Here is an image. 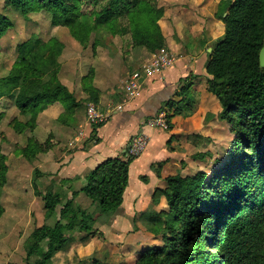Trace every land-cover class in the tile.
<instances>
[{
	"label": "rangeland",
	"instance_id": "rangeland-1",
	"mask_svg": "<svg viewBox=\"0 0 264 264\" xmlns=\"http://www.w3.org/2000/svg\"><path fill=\"white\" fill-rule=\"evenodd\" d=\"M221 1L159 0L164 10L160 20L166 40L163 49L130 51L125 38L106 34L102 39L106 46H99L95 54L90 44L84 48L68 28L55 24L52 13L23 14L0 0V13L13 22L0 40V78L10 73L20 44L34 36L57 39L65 44L59 78L80 104L72 114L60 103L50 105L38 115L33 132L20 134L15 122L26 124L31 116L20 113L14 96L0 99V148L9 158L7 183L0 190V264H33L36 259L26 260L27 240L35 229L52 226L59 218L61 207L47 219L34 182L44 194L48 189L58 190L63 180L81 178L63 186L71 199L89 173L82 168L77 174L79 170L69 165L78 151L89 156L102 141L120 142L131 132L121 149L124 154L115 156L141 164L131 168L129 198L126 194L118 211L101 213L84 194L74 198L75 209L91 215L92 229L58 251L51 264H133L144 250L166 246V221L171 214L165 198L166 179L210 174L235 138L222 119L220 102L207 91L209 54L225 32V23L213 12ZM171 68H178L175 85L182 78L191 84L189 99L174 95L170 113L164 102L163 112L156 113L154 120L147 119L155 85L165 80ZM92 70V90L87 92L84 81ZM128 118L132 120L129 127ZM30 137L46 147L31 159L21 153ZM36 171L42 176L36 177ZM151 219L161 221L159 231Z\"/></svg>",
	"mask_w": 264,
	"mask_h": 264
},
{
	"label": "trees",
	"instance_id": "trees-1",
	"mask_svg": "<svg viewBox=\"0 0 264 264\" xmlns=\"http://www.w3.org/2000/svg\"><path fill=\"white\" fill-rule=\"evenodd\" d=\"M5 1L7 8L23 14L52 13L55 24L68 28L84 48L90 44L95 54L99 46H106L102 42L106 34L125 38L130 51L144 48L155 53L165 47L159 0ZM216 14L225 23V32L209 54L207 91L219 100L222 119L235 135L232 148L210 174L166 179L165 198L171 213L166 221V246L144 250L133 264H264V67L260 59L264 0H222ZM12 25L11 18L0 13V40ZM64 50L65 44L57 39L34 36L18 46L10 73L0 78V99L14 96L20 113L31 116L26 124L15 122L20 134L33 132L38 115L50 105L60 103L68 114L79 107L74 93L59 78ZM93 75L94 70L85 77L87 92L92 90ZM190 85L187 78L180 79L174 95L189 99ZM164 106L170 113L173 99ZM45 149L30 137L21 153L31 159ZM8 162L0 148V190L7 183ZM132 162L113 157L100 163L84 176V186L71 199L63 186L81 178L63 180L58 190L44 194L35 181V194L43 198L47 219L61 209L54 225L33 231L25 247L26 260L51 264L54 255L78 234L91 231V215L74 207L79 194L100 213L118 211L125 202ZM40 176L36 171V177ZM149 222L161 229L159 219Z\"/></svg>",
	"mask_w": 264,
	"mask_h": 264
},
{
	"label": "crops",
	"instance_id": "crops-1",
	"mask_svg": "<svg viewBox=\"0 0 264 264\" xmlns=\"http://www.w3.org/2000/svg\"><path fill=\"white\" fill-rule=\"evenodd\" d=\"M218 6H219V3L215 5V9H213V12H217ZM177 75H178V68H171L165 73L164 75L165 80L162 82L161 81L158 82L156 84L157 86L155 85V88H154L155 90H153V92L155 93L151 94L152 96L149 100L150 106L146 108V113H147L146 118L147 119L154 117L155 114L161 110L162 104L174 97V93L178 87V85L177 84L175 85L174 83ZM152 89L153 88H151V90ZM153 100H155L154 103H153ZM128 119L130 122L126 124L127 127H129L132 121L130 118ZM131 136H132V132L131 134L129 133L127 138H130ZM111 137H114V135ZM127 138H125L126 140L123 139L122 141L120 142L118 141L116 143L112 141L110 142V139L108 140V142L102 141L100 145L96 146L94 150H92L89 156H86V154L83 151H78V153L74 156L76 158L75 161L69 165H71V167H76L79 170V173L77 174L81 173L82 168H86L85 171L83 172L88 173L92 171L98 164L104 162L108 158H111V157L113 158L115 156H118L119 154H124L123 153L124 151L123 150L121 151V149H123L125 145V141L128 140ZM160 138L162 137H159V139ZM78 158H80V160ZM140 165L141 164H139V162L136 164L132 162L130 165V172H131L132 167L135 168V166H140ZM130 177H131V173H130ZM131 187H132V184L129 188V191ZM129 191L127 190L126 191L127 193H125V195L126 194L128 195V198H129Z\"/></svg>",
	"mask_w": 264,
	"mask_h": 264
},
{
	"label": "water",
	"instance_id": "water-1",
	"mask_svg": "<svg viewBox=\"0 0 264 264\" xmlns=\"http://www.w3.org/2000/svg\"><path fill=\"white\" fill-rule=\"evenodd\" d=\"M260 59H261V65L264 67V47H263V49L261 51Z\"/></svg>",
	"mask_w": 264,
	"mask_h": 264
},
{
	"label": "built area",
	"instance_id": "built-area-1",
	"mask_svg": "<svg viewBox=\"0 0 264 264\" xmlns=\"http://www.w3.org/2000/svg\"><path fill=\"white\" fill-rule=\"evenodd\" d=\"M157 72V71H156ZM154 119H156V118H152L151 120H154Z\"/></svg>",
	"mask_w": 264,
	"mask_h": 264
}]
</instances>
